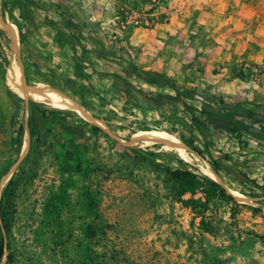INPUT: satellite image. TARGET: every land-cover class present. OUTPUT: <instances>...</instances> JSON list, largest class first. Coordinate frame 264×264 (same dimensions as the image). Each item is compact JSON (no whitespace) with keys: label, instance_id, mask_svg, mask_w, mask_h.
Here are the masks:
<instances>
[{"label":"rangeland","instance_id":"obj_1","mask_svg":"<svg viewBox=\"0 0 264 264\" xmlns=\"http://www.w3.org/2000/svg\"><path fill=\"white\" fill-rule=\"evenodd\" d=\"M4 3L31 5L30 8L43 5L53 12L46 20L49 24L69 23L74 29L70 37L77 43L76 52L69 54L71 58H66L63 69L49 66L44 71L32 69L20 46L24 18L19 19L20 11L15 12L13 5ZM16 14L17 50L4 65L8 88H12L14 69L21 70L29 94L27 100L48 96L66 98L82 106L102 125L121 130L113 132V138L99 130L81 144L83 154L76 161H67L60 149L62 139L54 136L55 129L38 144L29 138L27 102L24 105L13 88L9 92L14 98L7 96L0 77V111L7 118L15 113V128L21 130L20 149L5 147L8 137L1 131L6 125L0 126V193L13 174L15 184L12 220L0 264H199L184 244V235L193 233L197 223V219L191 220L184 201H202V194L178 197L165 169H187L214 183L216 176L237 197L253 198L264 191V152L256 161L245 160V164L252 165H245L247 171L239 167L241 171L230 169L221 176L209 162L213 157L228 159L225 157L228 147L211 140L223 136L218 129L230 127L228 121L219 123L223 125H218L220 128H213V137L202 126L192 125L186 114V121L183 120L181 109L159 114L148 108L143 99L134 105L110 95L99 96L100 91L93 92L97 89L95 84L85 85L70 75V65L77 63L80 70L87 69L81 72L96 75L101 73L100 69H110L112 64L127 77L130 70L125 62L103 57V53L127 52L124 31L128 28L151 29L172 18L182 19L186 27L180 28L184 31L180 38L184 41L180 42L188 46L182 47L185 55L191 57L184 69L192 64L199 75L194 76L197 82L194 89L184 84L181 88L197 92V97L186 103L199 116L200 98H226L220 92H212L202 80L205 68L207 74L210 67V74L216 73L211 63L225 51V43H216L213 37L233 39L237 52L249 59L240 66L234 65L223 79L237 78L253 84L264 79V0H1L0 54L7 43V34L11 33L7 21H16ZM222 25H230V33L224 32ZM12 29L16 30L13 26ZM99 58L110 65L102 67ZM256 58L258 62H252ZM32 102L40 104L42 109L65 112L73 120L86 121L74 111L55 108L47 101ZM260 104L258 108L251 104L246 110L264 117V104ZM216 105L228 110L234 104L216 101ZM162 131L189 145L191 151L185 149L189 160L171 151L174 143ZM24 151L19 165L4 179ZM250 183L257 185L255 191H249ZM236 204L217 203L210 210L223 220V229L215 243H224V264H264V200L250 205ZM246 234L258 238L250 244L241 243ZM241 247L253 251L252 259L238 253Z\"/></svg>","mask_w":264,"mask_h":264},{"label":"crops","instance_id":"obj_2","mask_svg":"<svg viewBox=\"0 0 264 264\" xmlns=\"http://www.w3.org/2000/svg\"><path fill=\"white\" fill-rule=\"evenodd\" d=\"M32 5L34 4L32 3ZM30 6L31 5L22 6L27 11V14H25L26 12H22L20 16L21 19L24 18V21L22 22L25 23V31H21V34H23L21 44L24 47V51L29 50L32 54L34 67L31 64L29 65H31L32 69L37 71H44L45 66L63 69L66 64V58H71L69 54L76 52V41L72 42L70 32L66 31L63 22L49 24L48 21H46L53 15V12L51 13V11L44 9L43 5H35L31 8ZM222 26L224 27V32L228 31V33H230L232 30L230 25L227 27L224 25ZM184 27H186L185 21L172 18L168 23L156 25L151 29L128 28L125 30L124 44L127 48V55H131V57L128 58L129 61L131 60L132 66L140 71L154 72L164 75L170 78L177 88H181L184 84V86L194 89L197 86L194 76L196 73L199 75V73L196 72L192 64L184 69V66L187 65L191 58L189 55H185V49L182 47L188 46L180 42L183 40L180 38L184 32L183 29L180 30V28ZM212 33L215 35V30H213ZM47 35L49 36V39H47ZM213 40L216 43H225L223 46L225 51L221 56L214 58L213 63H211L213 68L215 65V68L217 69L216 73L210 74L212 70L210 67L209 74H207V69L205 68L202 73V80L211 87L212 92H220L226 97L225 99H220L221 102L226 101L234 104L230 107L235 106L246 110L248 106H252L251 104H253L254 107L261 105L260 103L264 104V79L260 83L256 82L255 84L237 78H231L229 80L223 79L228 77L234 65L240 66L243 61H248L249 59H246L241 52H237V47L232 45L234 44L232 43L234 42L233 39L227 40L225 37L219 35L216 38L213 37ZM189 42H191V40ZM184 56H187L188 59H185L186 57ZM99 59L98 62L103 65L102 67L110 65L109 61H106L104 58ZM47 60L50 61V64L45 63ZM252 62L257 63L258 59L256 58ZM123 63L124 62H121L120 64L122 65ZM70 66V75L78 78V82L85 83V85L88 82H90V85L95 84L97 89L93 90V92L100 91L101 94H99V96L103 97L110 95L122 103L128 102L137 105V102L142 99L133 91L137 90L157 99V104L159 106L158 108L153 109L158 111L159 114H162V112L169 114L172 113L173 110L177 111L178 108H181L178 106L177 102L172 100V97L175 96L173 91L161 86L150 87L133 75L125 77L120 74L118 66H113L111 64V66H109L110 69H100L99 72L101 73L96 75L90 74L89 71L87 73L81 72L82 69L80 70L77 63L71 64ZM65 69L69 70L68 67ZM86 70L87 69H83L82 71ZM67 73L68 72H66V74ZM114 76L119 78L115 80L113 78ZM90 79L94 82L92 83ZM119 79L125 80L133 90L125 88ZM114 86H116L117 89ZM87 88L90 89L89 86H87ZM118 88L126 90L128 99L124 98L123 93H121ZM158 95H164L165 97H157ZM167 96L170 97V100L166 98ZM195 101L197 102L198 100ZM212 101L213 104H210L211 106L216 104V101L219 102L218 98H212ZM182 115V119L186 121V117H184V114ZM240 127L242 126L240 125ZM218 131L222 132L220 130ZM214 132L215 129H213L211 134L213 137L215 136ZM222 133L223 136H219L217 139L214 138L211 141L214 144L219 143L228 147L225 155V157L228 158L226 165H228V167L230 166L231 169L236 172L242 170L239 167H244L245 171H247L245 165L250 167L252 165L245 164V160L256 161L258 155H261L264 152L261 150V147H264V129H257V126H255V128H249L248 137H244L247 143L242 142L241 144H237L236 138H228L224 132ZM236 154L240 155H238L237 159H232Z\"/></svg>","mask_w":264,"mask_h":264},{"label":"trees","instance_id":"obj_3","mask_svg":"<svg viewBox=\"0 0 264 264\" xmlns=\"http://www.w3.org/2000/svg\"><path fill=\"white\" fill-rule=\"evenodd\" d=\"M15 6L16 9L20 11V14L18 16L19 19L21 18L20 16L22 12H26L25 14H27V11L24 7L20 5ZM7 24L9 26V31L14 33L15 29H12V26L16 28V21L10 20L7 21ZM64 28L69 32H72L74 30L70 27L68 22L64 23ZM0 34H3L1 30ZM20 46L24 48L22 44ZM16 50L17 45H15V47L13 48V53H15ZM25 54L26 61L30 62L29 64L34 67L32 54L29 52V50L25 51ZM102 56H109L123 60L124 62H126L130 70L129 75H133L139 78L140 80H142V82L150 87L161 86L173 91L175 93V96L172 97V100L174 102H177L178 106L181 107L178 109L183 110V114L187 115L189 122L192 125L202 126L204 130L210 135L213 132V128H220L219 126L223 124L222 122L228 121L230 127H222V132H224V134L228 138H236L237 144H241L242 142L247 143L244 137L248 135L249 128H255V126H257V129H264V117L258 115V112H251L235 106L229 107L228 110L220 109L216 104H214L213 106L210 105L213 104L212 99H199L200 109H198L197 111V114L199 115L197 116L194 114L193 108L185 103L186 100L189 99L193 101L194 97H197L196 91H188L183 88H177L172 80L164 75L135 69L129 61V56L125 51L116 50L112 52H105ZM7 77L10 76L7 74ZM113 78L116 80L119 77L114 76ZM119 80L122 85L125 86V88L133 90L125 80ZM9 90L12 92L11 86L9 87ZM9 90L5 89V94L14 98V95H12ZM118 90L123 93L124 98L128 99L126 90L121 88H118ZM133 91L143 99L148 108H158L159 105L157 104V99L141 91ZM157 97L165 96L158 95ZM166 98L170 100V97L167 96ZM204 100H207L208 103H205ZM218 100L219 102H221L220 99ZM27 108L28 115L26 119V127L28 129L29 138L33 139L35 144H38L44 139L45 134L55 129L56 133L54 132V136H59L62 139V142L60 143V149L63 150V157L67 161H76L77 156L83 154V146L81 144L91 135L100 132L99 129L89 125L84 121L71 119L66 115L65 112H58L53 109H42L40 107V104L32 101H27ZM256 108H258V106H256ZM172 112L175 111L173 110ZM14 119L15 113H13L11 117L7 118L5 114L0 111V126L3 127L4 125H6V128H4V130L1 132L4 136L8 137V139L4 141V146L20 149L21 130L18 126L15 128L16 125ZM219 123L221 124L219 125ZM240 125L242 127H240ZM87 130L89 131L88 133ZM86 134L88 137L85 136ZM148 156L151 157L152 155L150 154ZM227 161L228 160L224 157H213L211 158L209 164L214 171L218 172L219 175L225 176L228 174V172H230L231 169L230 166L228 167V165H226ZM165 173L169 181L174 184L176 195L178 197H181L184 194L193 195L196 192H200L202 194V201L195 199H188L184 201L186 209H188L190 214L192 215L191 220L194 221L197 219V223L194 226L195 231L189 235H184V244L186 246V251H190L194 256L195 261H197V263L199 264H224V243L223 241L220 243H215V240L219 237L223 229V220L222 218H219L215 214H213L210 210L212 207H215L217 203L225 202L230 203L233 206H236L237 204L229 195H226L224 193V190L218 184L208 179L198 177L187 169L170 170L169 168H166ZM256 188L257 185H255L254 183H250L248 185L249 191H255ZM14 194L15 184L13 174L11 178L8 179L0 193V224L3 226L6 235L9 232V227L12 220ZM256 238H258L257 235L246 234L241 243L250 244L253 243ZM238 253L244 254L251 258L253 251L251 249H246V247H241ZM2 256L3 239L0 232V261L2 260ZM88 264L91 263L89 262Z\"/></svg>","mask_w":264,"mask_h":264},{"label":"water","instance_id":"obj_4","mask_svg":"<svg viewBox=\"0 0 264 264\" xmlns=\"http://www.w3.org/2000/svg\"><path fill=\"white\" fill-rule=\"evenodd\" d=\"M0 4H1V0H0ZM4 4L5 5H13L11 3H4ZM13 8H14V10L16 12V7L14 5H13ZM17 21H18V17H17V14H16V30H14V33L11 32V33L7 34V36H8L7 37V43H6L2 53L0 54V77H1V79H2V81H3V83H4V85H5L7 90H9V88H8V86L5 83L6 82V74H5V70H4V67H5L4 65L6 64L8 58L10 57L13 48L15 47V45H17V41H18V33H17L18 25H17ZM22 99L24 100V105H26L27 101H30V100L25 99V97H22ZM85 122L88 123L91 126L96 127L97 129H99L100 131H102L103 133L107 134L109 137H112V138H113V132H116L117 130H121V129H111V128H108L106 125L100 126V125H97V124H94V123H90L88 121H85ZM166 134H168V133H166ZM26 141H27V146H28V143H29L28 139ZM183 145H184L185 149H188L189 151H191L189 145H186L184 143H183ZM192 151L196 152L194 150H192ZM24 154H25V151L20 153V155L17 158V160L12 164V166L9 168L8 172L4 175V179H6L8 176H10L12 174V172L16 169V167L21 162ZM214 180H215L216 184H218L220 187H222V189H224V191L228 195H230L232 197V199L234 200L235 203L250 205V204H254V203L258 202V201L264 200V191L257 197H253V198L244 197V198H241V197H237L236 195H234V193H231L229 191V189L222 184V182L218 179V177L214 176ZM0 232H1V235H2V239H3V253H4L5 250H6V248H5L6 233H5V230H4V228H3V226L1 224H0Z\"/></svg>","mask_w":264,"mask_h":264},{"label":"bare ground","instance_id":"obj_5","mask_svg":"<svg viewBox=\"0 0 264 264\" xmlns=\"http://www.w3.org/2000/svg\"><path fill=\"white\" fill-rule=\"evenodd\" d=\"M12 54H13V52L11 53V55ZM12 88H13L15 94L20 98L25 97V99H26L27 95H29L26 92V86H25V83L23 81L22 74L20 71H18L16 69H14V73H13ZM31 99H32V101H37V102L47 101L55 108H59V109L63 108V109L72 110L76 113V115H78L82 119L102 126V124L100 122H98L97 120H95L91 116V114L87 110H85L82 106H80V105L76 104L75 102L68 100L66 98L48 96V97H42V98H33L32 97ZM160 133H162V132H160ZM164 134L166 136H168L170 138V140L174 143L173 147L171 148V151L177 153L183 159L189 160L190 158L187 157L186 150L184 148L183 143L172 135H169L166 133H164ZM209 175H211V174H209Z\"/></svg>","mask_w":264,"mask_h":264}]
</instances>
